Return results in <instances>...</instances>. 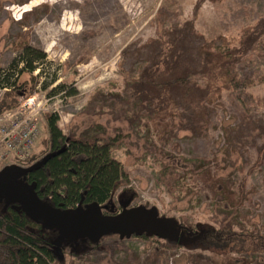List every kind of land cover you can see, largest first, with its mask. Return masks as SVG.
Masks as SVG:
<instances>
[{
	"label": "rangeland",
	"instance_id": "1",
	"mask_svg": "<svg viewBox=\"0 0 264 264\" xmlns=\"http://www.w3.org/2000/svg\"><path fill=\"white\" fill-rule=\"evenodd\" d=\"M0 0V71L17 60L24 47L43 53L45 62L32 74H23L18 85L28 96L53 99L41 121V136L34 157L48 152L46 115L59 114V127L72 139L114 140L112 156L123 166L127 183L114 194L104 212L115 214L128 208H156L159 215L179 226L200 230L220 229L222 198L195 181L200 161H211L217 178L230 179L235 191L245 181L238 221L264 234V162L259 148L264 138L242 131V116L264 120V84L247 93L254 105H243L224 93L210 107L202 138L179 131L173 139L141 116L130 119L124 85L121 52L133 43L157 37L156 14L166 7L183 21H193L207 38L225 36L236 43L243 31L264 18V0ZM238 74L264 75V56L246 57ZM37 79L31 84V78ZM58 88L60 92L54 93ZM74 91V96H69ZM8 91H0V101ZM22 98L17 100L20 105ZM19 107V106H18ZM122 110H127L122 114ZM121 116V118H119ZM241 133L239 141L232 140ZM238 152V155L235 153ZM242 158H239V155ZM2 168L0 167V170ZM3 205H0V208ZM236 230H239L237 227ZM53 240L56 236H52ZM158 237L120 240L116 236L98 245L80 241L63 248L64 264H264V255L240 254L181 246L163 248ZM57 264V263H54Z\"/></svg>",
	"mask_w": 264,
	"mask_h": 264
},
{
	"label": "trees",
	"instance_id": "2",
	"mask_svg": "<svg viewBox=\"0 0 264 264\" xmlns=\"http://www.w3.org/2000/svg\"><path fill=\"white\" fill-rule=\"evenodd\" d=\"M202 2L199 0L195 14ZM179 17L166 7L160 8L155 18L157 37L144 44L133 43L121 52L122 67H129L124 72L125 104L136 111L130 123L134 126L144 115L155 128L162 127L169 140L179 131L190 132L192 138H202L207 113L224 93L243 105L252 106L256 102L247 90L256 83L264 84V75L255 77L237 72L246 57L254 53L264 56V18L246 28L236 43L225 36L207 38L196 31L193 21L181 22ZM45 60L43 53L26 46L7 70L0 71V89L8 91L0 101V116L17 109V100L28 96L24 90L26 85L19 86L18 80L25 73L33 75ZM36 81L31 78L32 86ZM69 96H74V91ZM45 120L48 152L40 160L33 154L26 166L47 156L51 158L45 166L30 173L27 182L36 183L39 198L52 207L74 209L81 203L84 206L98 203L105 210L114 194L127 183L122 164L112 156L114 140L72 139L59 127L58 114L46 115ZM241 128L264 138L262 119L245 113ZM241 137L239 132L232 140L239 141ZM260 156L264 162V143L259 148ZM211 163L200 161V171L193 176L215 198H222L220 229L185 227L192 234L186 244L167 240L169 244L163 248L174 250L186 246L219 249L246 257L264 255V234L256 228L249 230L238 221L245 181L235 191L230 179L212 174ZM51 235L56 233L42 230L16 205L7 208L3 205L0 208V264H64L54 253Z\"/></svg>",
	"mask_w": 264,
	"mask_h": 264
},
{
	"label": "water",
	"instance_id": "3",
	"mask_svg": "<svg viewBox=\"0 0 264 264\" xmlns=\"http://www.w3.org/2000/svg\"><path fill=\"white\" fill-rule=\"evenodd\" d=\"M50 158L51 156H47L30 167L11 165L2 168L0 205H5V208L16 205L42 230L56 233L52 244L54 253L60 260H63V248L67 244L78 245L80 241L86 240L92 245H98L109 236L124 240L145 235L178 241L177 221L160 218L156 208H128L125 205L120 213L108 215L98 203L85 206L81 203L74 209H61L44 202L38 196L37 184L28 183L26 178L45 166Z\"/></svg>",
	"mask_w": 264,
	"mask_h": 264
},
{
	"label": "built area",
	"instance_id": "4",
	"mask_svg": "<svg viewBox=\"0 0 264 264\" xmlns=\"http://www.w3.org/2000/svg\"><path fill=\"white\" fill-rule=\"evenodd\" d=\"M2 90L7 91V89ZM52 100L45 97L22 98L17 109L0 116L1 168L11 165L30 167L26 164L32 158L39 142L41 121L50 111Z\"/></svg>",
	"mask_w": 264,
	"mask_h": 264
},
{
	"label": "flooded vegetation",
	"instance_id": "5",
	"mask_svg": "<svg viewBox=\"0 0 264 264\" xmlns=\"http://www.w3.org/2000/svg\"><path fill=\"white\" fill-rule=\"evenodd\" d=\"M159 217L160 218H164V217H161L160 215H159ZM177 230L179 232V237H178L179 239H178V241L180 243H186L189 239L192 238V234L185 227L179 226Z\"/></svg>",
	"mask_w": 264,
	"mask_h": 264
}]
</instances>
